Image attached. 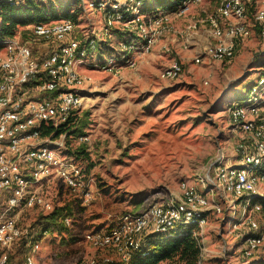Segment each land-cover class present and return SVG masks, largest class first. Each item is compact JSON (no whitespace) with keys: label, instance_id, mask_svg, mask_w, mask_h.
I'll use <instances>...</instances> for the list:
<instances>
[{"label":"built area","instance_id":"built-area-1","mask_svg":"<svg viewBox=\"0 0 264 264\" xmlns=\"http://www.w3.org/2000/svg\"><path fill=\"white\" fill-rule=\"evenodd\" d=\"M145 1L82 0L85 9L103 14L102 37H113L116 30L125 32L118 42L120 56L104 59L99 63L102 68L113 71L122 65H134L141 55L153 51L162 37L175 32L174 18L187 15L192 4L204 0H183L174 10L152 11L144 10ZM201 26L211 42L198 51L193 62L229 61L236 56L241 40L254 33L264 38V0H219L215 11L200 19L193 17L187 24L189 41L199 35ZM25 28L29 30L27 40L15 34L0 49V264H6L16 244L28 234L27 221L36 213L48 214L55 208L44 190L51 178L65 183L83 205L90 204L97 194L94 179L80 162L52 142L67 134L61 132L54 138L58 129L78 121L83 104L79 89L90 79L79 66L89 65V56L99 49V37H80L72 17L31 23ZM183 63L172 59L164 74L179 77ZM45 92L50 93L41 95ZM228 116L231 130L238 135L235 159L215 166L213 182L199 189L184 179L164 200L142 211L117 215L103 227L86 230L85 241L97 250L114 251L121 261H129L138 252L146 254L143 248L147 234H170L178 224L205 225L210 212H222L219 198L228 201L233 210L231 219L237 206H242L233 230L243 224L258 229L255 213L261 210L264 197V76L252 84L242 102L228 107ZM78 139L83 142L88 136ZM64 220L70 226L74 217L66 215ZM244 241L243 251L252 257L264 245V229L247 234ZM37 246L26 256V264H61L56 260L38 261L34 256ZM101 258L91 257L88 264L115 262L112 255Z\"/></svg>","mask_w":264,"mask_h":264},{"label":"rangeland","instance_id":"rangeland-1","mask_svg":"<svg viewBox=\"0 0 264 264\" xmlns=\"http://www.w3.org/2000/svg\"><path fill=\"white\" fill-rule=\"evenodd\" d=\"M72 1L75 4L76 0H68ZM218 2L192 4L187 15L174 18L175 32L162 37L153 51L141 55L132 66L107 70L99 65L102 58L90 68L79 66L90 77L82 91L79 115H85L87 123L86 150L79 148L82 142L71 132L54 139L52 146L80 162L94 179L97 194L83 205L60 179H50L44 190L54 204L75 200L76 212L71 232H50L40 239L34 252L38 261L88 264L91 257L102 259L106 254L122 262L114 251L97 250L87 243L86 230L164 200L184 179L203 189L213 182L218 163L234 162L238 135L231 130L228 107L242 102L252 84L264 76V38L254 33L242 40L229 61L193 62L196 52L187 39L186 26L193 17L200 19L215 11ZM103 18L98 11L84 9L78 23L99 37ZM204 29L201 26L199 34ZM16 34L23 35V29ZM110 52L108 57L120 56ZM174 58L184 62V70L179 77L168 78L164 68ZM219 202L222 212H210L207 223L199 228V264H264V245L252 257L243 251L245 236L264 229L263 215L255 213L258 229L243 224L233 230L242 206H237L231 219L228 201L219 198Z\"/></svg>","mask_w":264,"mask_h":264},{"label":"trees","instance_id":"trees-1","mask_svg":"<svg viewBox=\"0 0 264 264\" xmlns=\"http://www.w3.org/2000/svg\"><path fill=\"white\" fill-rule=\"evenodd\" d=\"M183 0H146L144 10L152 11L159 8L174 10ZM77 11V10H75ZM76 12L71 11L69 5H57L53 1L27 0L21 3H13L9 0H0V49L5 41L14 36L18 29H23L25 40L29 37V30L25 27L31 23L50 22L64 17H76ZM125 34L124 31H121ZM239 46V45H238ZM47 79V76L44 77ZM45 92L41 95H48ZM87 114V113H86ZM85 115L78 117L74 124L58 129L54 138L61 132H71L76 138L86 135ZM48 133L51 130L47 131ZM46 133V132H45ZM85 142L80 144V149L86 150ZM91 164H89V167ZM262 208L259 211L264 217V197L261 198ZM76 201L70 200L63 205H56L48 214H38L29 227L27 235L18 242V250L10 254L6 264H26V256L45 236V232L54 233L71 232V228L65 223L66 215L75 216ZM200 226L196 224H178L168 233H150L145 236L143 252H138L129 261L114 262L112 264H199L202 254V243L198 235ZM17 253L21 257L17 256ZM18 258V259H17Z\"/></svg>","mask_w":264,"mask_h":264},{"label":"crops","instance_id":"crops-1","mask_svg":"<svg viewBox=\"0 0 264 264\" xmlns=\"http://www.w3.org/2000/svg\"><path fill=\"white\" fill-rule=\"evenodd\" d=\"M41 1H53L56 2L57 5H59L60 3L63 4L64 6L69 5V8L71 9V11L76 12V17L74 18L76 23H77V29H78V34L80 37H84L86 36V34H92L89 33L87 30L83 29L81 27V25L78 23L79 21V17L82 16L83 10L85 9L81 3L80 0H76L75 4H72V2H68V0H41ZM78 7H80V9H78ZM84 8V9H83ZM77 10V11H75ZM86 10V9H85ZM101 17V16H100ZM65 18V17H64ZM93 28V27H92ZM93 35V34H92ZM125 34H123L121 32V30H116V32L114 33L113 37H107L104 38L101 36H99L98 40H99V49L97 52L92 53L89 58H92L93 60L89 61L88 58V63L89 65H85L87 68H90L92 66V64L94 63V61H97L98 58L99 59H106L108 58V54L111 53L110 51H114V52H119L120 53V48L118 47V42L120 40V38H123ZM253 36V35H252ZM245 40V39H244ZM211 42V36L209 35V33L207 32V30H203L201 31V33L199 35H197V37H195L192 41V46L194 47V50L196 52V54L194 55V57L197 55L198 51L203 49L207 44H209ZM242 42V40L240 41ZM239 42V45H240ZM239 48V46H238ZM238 50V49H237ZM193 57V58H194ZM99 61V60H98ZM84 73V72H83ZM85 75H88L89 73L85 70ZM84 90V87H81L79 89L80 93L82 94V91ZM199 188V187H198ZM201 189V188H199Z\"/></svg>","mask_w":264,"mask_h":264}]
</instances>
